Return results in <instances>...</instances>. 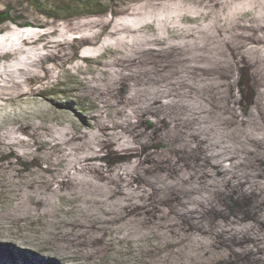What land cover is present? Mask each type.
I'll list each match as a JSON object with an SVG mask.
<instances>
[{"label":"rangeland","instance_id":"rangeland-1","mask_svg":"<svg viewBox=\"0 0 264 264\" xmlns=\"http://www.w3.org/2000/svg\"><path fill=\"white\" fill-rule=\"evenodd\" d=\"M85 1L0 0L15 18L0 27V246L15 252L17 264H29L27 256L45 264L244 261L225 259L207 235L185 231L166 205L147 206L146 192L125 186L131 169L113 166L121 152L114 145L99 152L97 142L136 137L123 128L122 118L166 98L170 77L145 66L147 61H132V55L170 47L191 61L194 73L174 75L192 88L180 94L201 119L215 120L221 100L239 94L234 79L242 68L243 105L258 95L255 123L244 121L249 126L241 128V120L228 117L230 136L203 122L200 132L212 158L223 159L236 141H260L264 0ZM39 19L56 20L15 31L16 22ZM219 38L231 54L217 50ZM148 120L154 124L152 116ZM154 142L148 149L166 147L161 139ZM254 199L233 190L220 197V206L229 215H248ZM211 211L221 217V211ZM247 227L258 232L249 238L264 252V231ZM11 258L3 255L0 264Z\"/></svg>","mask_w":264,"mask_h":264},{"label":"trees","instance_id":"trees-1","mask_svg":"<svg viewBox=\"0 0 264 264\" xmlns=\"http://www.w3.org/2000/svg\"><path fill=\"white\" fill-rule=\"evenodd\" d=\"M85 2V5L94 3L93 0ZM41 12L47 16L56 17L57 15L50 9H42ZM55 20L39 19L33 23L16 22L15 31L19 28L33 29L25 27H41L44 23ZM10 21L15 22V18L10 15V10L8 8L2 10L0 7V27ZM220 39L216 43L217 50L220 52L226 50L231 54V49L228 50L226 43L224 44ZM132 58L135 62L137 60L147 61L145 66L162 70L163 75L170 77V83L163 88L168 94L158 103L138 108L133 111L134 113L131 112L122 118L123 128L134 132L136 137L113 141L99 138L98 151L100 152L105 146L111 149L114 145L115 150L121 152L120 161L113 166L115 168L128 166L131 169L132 172L125 175L130 185L125 186L146 192L148 194L146 198L149 200L147 206L166 205L167 209L175 214V218L179 219L185 231L207 235L213 245L222 247L227 260L240 256L245 257V260L236 264H264V256H262L264 252L258 253L259 244L255 243L253 238H249V235H257L258 232L254 233L251 228L247 227L252 225L264 231V133L260 141H256L252 136L250 140L245 138L234 142L233 145L227 147L228 150L225 151L223 159L215 161L200 132L205 122L210 123L213 128H218L221 134L225 133L230 136L231 129L225 126L228 117L241 120L237 125L241 128L249 126L250 122L244 121L252 120V123H255L254 113L259 109V103L256 100L258 95L252 96L250 105L247 107L243 105L240 97L244 93L240 86L242 83L240 76L246 68L239 71L240 76L236 73L234 79L239 94L235 92L232 98L227 96V101L225 98L221 100L224 103L218 104L220 111L216 114V119L207 122L206 119L196 116L194 110L192 112L189 110L187 99L180 94L181 88L190 87L181 85L182 83L178 82L180 78L174 74L176 72L194 73L195 71L191 67V61L187 60L178 48L170 47L159 52L149 49L139 52L138 55L134 53ZM129 72L134 73L133 70ZM249 72L253 85L254 77L252 72ZM193 79L195 82L198 80ZM121 82L119 81L116 88L120 87ZM177 82L180 88L176 87ZM131 87L128 86L127 95ZM191 89H188L187 93H190ZM254 91L256 93V87ZM149 116L153 117L154 124L148 120ZM158 139L163 140L166 147L157 150L148 149L154 146V141ZM99 158L105 160L101 153ZM233 190L255 197L253 208H250L252 212L248 215L236 213L229 215L221 208L220 197L231 195ZM214 209L222 212L220 218L212 217L210 212ZM232 223L240 228H234ZM13 252L0 246V257L5 254L12 257L10 262L1 264H17L18 258ZM37 258L26 257L30 261L29 264H45L43 260ZM47 264L58 263L49 262Z\"/></svg>","mask_w":264,"mask_h":264},{"label":"bare ground","instance_id":"bare-ground-1","mask_svg":"<svg viewBox=\"0 0 264 264\" xmlns=\"http://www.w3.org/2000/svg\"><path fill=\"white\" fill-rule=\"evenodd\" d=\"M15 242V241H14ZM14 253V252H13ZM27 253V252H26ZM35 256V255H34ZM36 257V256H35ZM21 258V257H20ZM23 258V257H22ZM30 259V258H29ZM38 259V258H37ZM21 260V259H20ZM34 261V260H33Z\"/></svg>","mask_w":264,"mask_h":264}]
</instances>
